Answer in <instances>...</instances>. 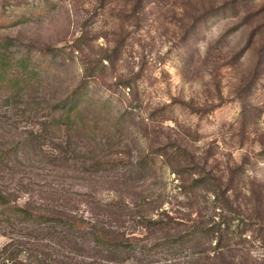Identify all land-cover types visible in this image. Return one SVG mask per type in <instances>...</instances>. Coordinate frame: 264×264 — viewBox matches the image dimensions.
Returning <instances> with one entry per match:
<instances>
[{
    "label": "rangeland",
    "instance_id": "obj_1",
    "mask_svg": "<svg viewBox=\"0 0 264 264\" xmlns=\"http://www.w3.org/2000/svg\"><path fill=\"white\" fill-rule=\"evenodd\" d=\"M0 36L8 37L2 52L11 63L22 60L25 72L14 89L0 86V160L11 151L17 164L14 148L31 140V60L51 63L43 84L59 96L95 67L82 87L84 115L100 128L122 118V132H111L106 147L92 143L95 152L78 160L103 156L114 165L93 173L94 181L69 172L74 177L63 184L79 193L91 188L102 203L125 200L128 227L139 212L229 219L223 242L234 248L233 256L264 264V0H0ZM43 46L67 47L46 58L38 52ZM151 148L167 153L152 155L134 180L131 162ZM185 154L193 159L187 162ZM27 156L28 165L19 166L13 179L0 163V182L14 188L21 175L29 179ZM34 170L43 175L35 176H42L40 184L46 175L55 182L51 167ZM207 173L209 179L193 183ZM90 208L79 202L81 214L90 216ZM154 230L146 235L149 242L164 233ZM9 240L0 234V248ZM173 252L192 260L190 249ZM166 258L172 256L141 262L166 264Z\"/></svg>",
    "mask_w": 264,
    "mask_h": 264
},
{
    "label": "trees",
    "instance_id": "obj_2",
    "mask_svg": "<svg viewBox=\"0 0 264 264\" xmlns=\"http://www.w3.org/2000/svg\"><path fill=\"white\" fill-rule=\"evenodd\" d=\"M7 39L8 37L0 36V86L14 89L25 73L22 67L24 62H9V58L2 52ZM66 47L43 46L38 52L41 56L51 58ZM69 48L70 51L74 50L72 46ZM50 69L49 62L38 64L31 60L28 72L31 90L35 91L31 92V117L35 124L31 127V140L18 142L14 148V154H20L17 164L11 163V151L5 152L0 160L2 167L9 168L10 178L13 179L17 172L22 171L19 166L28 165L24 159H29L27 155L31 153L29 179L21 175L17 181L14 180V188L0 182V234L10 238L0 248V264H142L143 259L162 253L172 256L166 258V264H245L244 259L233 256L231 252L234 248L231 244L223 242L229 233V219L211 222L203 220L199 214L197 218H191L188 214L185 220L167 212L156 217L139 212L137 223L128 227L124 224V217L128 214L126 210L129 209L125 200L121 199L116 204L102 203L95 200L91 188L88 192L79 193L73 192L71 187H66L63 184L65 179L74 177L69 176V172L83 173V180L94 181L93 173L114 165L113 161L106 160L103 156L92 155L87 159L82 158L83 160H78V156L94 153L92 143L106 147L111 132H122V118H116L107 123L108 126L100 128L97 120L92 124L84 115L86 95L82 92V87L93 75L91 72L95 67L86 68L82 81L61 96L49 94L48 86L43 84L47 83L43 76L48 77L52 72ZM40 110H45V117L39 116ZM79 139L87 141L85 146H79ZM48 146L53 148L46 151ZM169 146L174 149V144ZM176 147L182 149L179 145ZM162 149L164 148H151L134 163L131 162L133 165L130 172L135 175L132 177L134 180L140 176L152 155H166L167 152H162ZM183 150L187 152V148ZM186 154L187 162L188 159H193L191 155ZM52 160H57L60 164L63 161L69 162V165H57L52 163ZM131 164L128 162L126 167ZM49 167L55 172V182L49 181L46 175V184H40L43 175L34 169L45 170ZM203 171L205 172V169ZM210 174H198L192 178L193 183L198 185L201 181L209 179ZM38 175L42 176L35 178ZM77 195H83L82 199ZM22 196L25 200L20 202ZM85 196L87 198H84ZM80 199L85 200L91 207L90 216L79 212ZM112 220L117 224H112ZM172 225H183L184 228L172 229ZM138 226L143 231V238L136 236ZM154 229L164 233L149 242L146 235L156 232ZM262 239L264 241V237ZM178 249H190L189 256L192 260L176 257L173 251Z\"/></svg>",
    "mask_w": 264,
    "mask_h": 264
}]
</instances>
